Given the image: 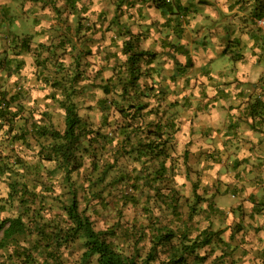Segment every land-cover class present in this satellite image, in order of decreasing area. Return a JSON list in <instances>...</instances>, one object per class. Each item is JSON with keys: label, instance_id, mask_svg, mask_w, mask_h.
Masks as SVG:
<instances>
[{"label": "rangeland", "instance_id": "obj_1", "mask_svg": "<svg viewBox=\"0 0 264 264\" xmlns=\"http://www.w3.org/2000/svg\"><path fill=\"white\" fill-rule=\"evenodd\" d=\"M72 1L67 6L65 0H0V91L18 98L14 126L0 131V220L19 214L15 204H5L11 176L34 188L41 220L63 224L68 188L62 170L44 159L50 140L37 142L31 133L23 142L20 134L33 124L62 132L59 101L69 93L93 140L91 148L84 144L82 166L71 177L81 194L80 210L96 230L115 228L111 240L135 247L144 257L152 231L160 226L175 233L185 229L193 239L209 224L212 230L236 234L231 240L222 236L224 244L214 240L198 250L205 261L191 264H264V236H258L264 212V193L258 190L264 183V114L252 122L244 113L254 99H264V72L239 81L230 62L244 58L237 48L240 26L248 23L252 55L264 63L258 40L264 29L257 24L264 16V0H246L247 7L238 6L239 0L232 13L216 6L221 0H168L179 6L169 18L156 7L157 0ZM257 7L263 8L260 17L254 16ZM176 29L181 32L173 33ZM129 38L135 48L155 57L150 64L139 62V80L124 100L118 85L107 95L102 88L125 75L122 46ZM174 44L182 46L176 55L169 47ZM57 82L60 87L54 86ZM130 103L145 106L141 117H130ZM230 103L243 106L237 111L242 121L227 134L223 116L213 122L211 111ZM159 119L167 141V159L159 160L167 170L163 181L149 188L144 185L150 177L146 172L153 174L148 167L155 170L160 162L140 158L138 146ZM171 123L177 129L169 134ZM123 133L129 135L128 143ZM103 162L113 163L105 174ZM120 172H125L123 180ZM193 185L205 202L196 203ZM170 189L179 200L174 210L164 199ZM191 208L195 212L189 219ZM177 242L175 237L171 245L157 247L153 264H169ZM82 250L80 241L61 248L65 263L77 264ZM5 255L0 251V260Z\"/></svg>", "mask_w": 264, "mask_h": 264}, {"label": "trees", "instance_id": "obj_2", "mask_svg": "<svg viewBox=\"0 0 264 264\" xmlns=\"http://www.w3.org/2000/svg\"><path fill=\"white\" fill-rule=\"evenodd\" d=\"M65 1L67 6L69 3L74 5V1L72 0ZM123 1L124 0H120L119 2L122 3ZM166 1L168 0H157L156 7L161 9V12H164L169 18V16L172 17L177 14L175 10H178L179 6H173ZM201 1L197 0V3L200 4ZM238 1L239 0H234L232 6L230 0H224V11L232 13L235 10L237 11V7L240 5H246L247 7L246 0H243L245 4L240 0L239 5L235 6V3H238ZM260 2L261 1L258 0L256 3ZM214 3L213 1L211 6L214 7L216 11L217 8ZM221 3L216 5L220 9ZM186 7L187 6H184V10H187ZM242 7L240 10H242ZM255 9L254 16L260 17L263 14V8L257 7ZM244 15L245 17L240 16L242 21H245L247 18V15ZM183 17L185 18L186 15ZM177 32H181V30L176 29L173 33ZM258 40L261 42L260 50H264V34L260 36ZM174 45L176 48L173 45H169V47L176 55L181 50L180 47H182L181 45L183 44ZM122 53L126 56L125 66L127 69L125 75L118 79L117 84L113 82V79H109L106 85L103 86L102 91L107 95L111 92L112 87L118 85L120 96L124 100H127L130 90L135 88L140 77L139 62L145 59L146 64H150L155 56L154 53L148 50H138L135 48L130 38L124 40ZM184 53L187 55L185 51ZM189 59V57L186 58V63ZM234 59L236 60L230 58L232 68H234L233 65H235V62L241 61L243 57L240 58L237 56V58ZM74 77L75 76H73V78ZM263 77L264 76L261 78ZM54 86L60 87V83H54ZM17 99L16 93L8 94L6 91H0V131L3 127H7L8 130H10L11 127L14 126L16 113L13 112V104H15ZM59 103L64 111V129L62 132L49 129L47 126L33 124L31 130H23L24 132L20 134L22 135L20 139L24 142L26 141V136L32 133L37 142L40 139L50 140L47 146V154H44V159L48 162H54L59 169L62 170V176L65 181L64 184L68 188L67 202L63 204L62 207L65 220L63 224L57 221L52 222L50 219L41 220V214L35 208L37 194L34 192V188H30L26 182H19L16 178L10 176L8 182L9 192L5 199V204H8V206H13V204H15L17 206L16 211H18L19 214L14 217L8 216L0 220V251L6 252V255L0 260V264H66L62 257L61 248L75 241H80L83 249L77 264H153L157 257V247L171 245L175 237H177L178 242L175 247L172 246L171 248L168 257L169 264L203 263L205 261V255H199L198 250L211 245L214 240L222 244L226 243L224 242L225 239L222 237L224 236L223 230L220 228L212 230L209 224L202 228L193 239L189 237L185 229L178 230V232L175 233L166 226H160L157 230L152 231V236L148 241L150 244L149 251L142 257L135 247L126 249L111 240V237L115 235V228L96 230L90 216L85 214L84 210H80L81 194H79V188L75 185L71 177V175L82 166L84 151L86 147H93V140L92 138H87L89 131L86 130V126L82 123L70 94H64V98L60 100ZM129 105V107L133 109V112L129 114L130 117L133 115L134 118L141 117L140 113L145 106L140 103H130ZM236 105L241 107L240 109L243 108V106L239 104ZM236 105L230 103L228 104V109H233V106ZM214 107L215 106H213V108ZM149 112H151V110ZM244 113L247 118L252 119V122L255 115L262 117L264 114V99H254L253 102L247 104ZM227 114L229 116V111ZM236 117L237 120L232 123V125H229L228 128L226 124L225 131L227 134L231 133V131L233 132L236 125L242 121L239 119V116L236 115ZM120 129H122V127H120ZM164 129L166 128L161 124V120L159 119L152 130L146 131V140L143 143L141 142L138 146V149L140 147V158L149 157L151 158V162H160V165L155 170H153L152 167H148V169L151 168L153 174L146 172L150 177L146 178L147 182L144 185L149 188H151L152 183H155L157 180L159 182L163 181V173L167 170L164 163L159 160L167 159V141L163 138ZM168 129L171 131L169 134H171L177 128L171 123ZM124 130L125 129H122V132H124ZM169 134L168 136H170ZM122 135H124V141L128 143L130 139L129 135H127V133H123ZM148 137H153L157 142ZM98 142L99 136H97V143ZM84 144H86V147ZM39 145L40 149H42V143ZM85 152H87V150ZM102 165L103 174L106 173V169L109 170L113 167V163L109 162H103ZM148 169L146 171H148ZM123 175H125V172H120L119 176L122 177V180L124 179ZM192 190L196 203L205 202V200L197 194L195 185L192 186ZM164 199L168 203L170 210H174L177 207L179 200L173 190H168V194H165ZM210 206L211 204L209 208H211ZM194 212V208H191L189 219H191V215ZM234 232L231 233L230 231L227 234L230 236L229 240L236 234V232ZM134 245L137 244L134 243L133 246ZM188 259L190 260L188 261Z\"/></svg>", "mask_w": 264, "mask_h": 264}, {"label": "crops", "instance_id": "obj_3", "mask_svg": "<svg viewBox=\"0 0 264 264\" xmlns=\"http://www.w3.org/2000/svg\"><path fill=\"white\" fill-rule=\"evenodd\" d=\"M223 1L224 0H222L220 7L224 11ZM228 11H231V10H228ZM222 26L225 27V29H226L225 25H222ZM240 27H242V30H243V31L241 30L243 32V34L241 35L242 43H241L240 47L237 49H240V53L242 55H244V58L239 62H235V70L232 72V75H234L235 77H238L239 81H242L243 79L244 80H254L261 73L264 72V63L262 62V60L258 59L256 54L252 55V51H251L252 44L250 43V35H248V30L250 29L251 26L248 23H244ZM233 29L234 28H232V30L230 31L231 33L233 32ZM212 47H213V45H212ZM236 47H234V48H236ZM257 48H258V46L255 45V49H257ZM211 50H213V48L211 49V46H210L209 51H211ZM221 55H226V54H220L218 56H221ZM228 107L229 106L218 107V104H217L214 108H212L211 120L214 122L215 120H218L219 117H221V115H222L223 118L225 119L224 122L226 121L227 128L229 127V125H232V123H234L237 120V117H236L237 111L241 107H238L237 105L233 106V109H228ZM228 111H229V116L227 114ZM234 113H235V115H234ZM238 122H239V120H238ZM258 190L260 192L264 193V183H262L260 185ZM215 202H216V200H215ZM259 226L261 228L259 231L260 234L258 236H264V212H263L262 220L259 222ZM220 229H224V228H220ZM224 236H228V235L224 234ZM239 236H241V235H239Z\"/></svg>", "mask_w": 264, "mask_h": 264}, {"label": "built area", "instance_id": "obj_4", "mask_svg": "<svg viewBox=\"0 0 264 264\" xmlns=\"http://www.w3.org/2000/svg\"><path fill=\"white\" fill-rule=\"evenodd\" d=\"M260 28L264 29V16L257 21Z\"/></svg>", "mask_w": 264, "mask_h": 264}]
</instances>
